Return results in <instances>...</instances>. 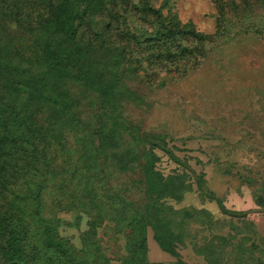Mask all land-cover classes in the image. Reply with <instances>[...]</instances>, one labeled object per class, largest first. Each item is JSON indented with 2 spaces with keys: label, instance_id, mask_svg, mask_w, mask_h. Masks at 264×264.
I'll return each mask as SVG.
<instances>
[{
  "label": "trees",
  "instance_id": "16d2710c",
  "mask_svg": "<svg viewBox=\"0 0 264 264\" xmlns=\"http://www.w3.org/2000/svg\"><path fill=\"white\" fill-rule=\"evenodd\" d=\"M109 3L115 0H0L1 264H42L43 257L53 262L49 254L63 264L85 263L57 234V218L49 211L53 196L56 205L72 199L66 205L76 204L88 213L104 199L114 218L129 229L128 258L121 264H146L148 228L164 253L178 257L180 224L165 200L182 199L189 184L184 175H163L156 168L155 150L180 162L163 134L136 139L138 145L148 146L144 161V155L130 146L113 152L120 146L115 128L129 129L114 116L120 74L111 72L119 68L121 75L141 77L150 87L162 84L161 73L181 79L203 63L219 36L235 29L234 21L242 23L244 32L264 38V0H216L219 26L213 35L196 32L175 17L165 18L160 9L146 3L153 29L127 33L126 44L110 40L103 23L96 30L94 20ZM231 13L239 14V19L233 20ZM82 24L93 40L84 31L81 38ZM132 46L137 47L134 55ZM107 54L114 56L112 66L105 62ZM70 83L98 99L99 109L88 115L93 127L77 117L78 103L66 87ZM133 164L140 168L134 180L140 186L134 190L121 182ZM195 181L204 192L203 175ZM259 191L255 202L262 206L264 183ZM206 196L223 209L212 193ZM182 213L191 223L194 217L189 211Z\"/></svg>",
  "mask_w": 264,
  "mask_h": 264
},
{
  "label": "rangeland",
  "instance_id": "374dc122",
  "mask_svg": "<svg viewBox=\"0 0 264 264\" xmlns=\"http://www.w3.org/2000/svg\"><path fill=\"white\" fill-rule=\"evenodd\" d=\"M215 1L115 0L95 18V27L99 31L103 23V32L112 37L110 40L126 44L127 33L153 29V19L144 10L147 3L160 9L165 18L175 17L196 32L213 35L219 26ZM239 17L231 13L233 20ZM234 22L235 29L219 36L203 63L181 79L171 80L170 75L161 73L162 84L150 87L141 77L128 72L121 75L119 68L111 72L120 74L112 103L114 116L129 129L115 128L120 146L113 152L130 146L136 154L144 155L148 146L138 145L136 139L142 134H163L167 148L180 162L155 150L156 168L163 175H184L190 187L182 199L165 200L176 212L173 220L180 224L178 257L164 253L148 228L146 264H264V204L258 206L255 202L264 183V38L244 32L242 23ZM83 31L87 38L94 39L86 24L80 27L81 38ZM130 51L134 55L137 47L132 46ZM107 56L105 62L112 66L114 56ZM66 87L78 103L77 117L93 127L94 120L88 115L99 109L98 99L71 83ZM142 158L144 161L145 155ZM133 165L121 180L132 190L140 186L134 181L140 168ZM198 174L203 175L204 192L196 184ZM208 192L223 209L206 196ZM55 200L53 196L49 211L57 218V234L76 258L83 259L82 264H121L128 258L125 244L129 229L125 222L114 218L104 199H99L100 209L97 203L98 208L89 213L76 204L66 205L72 199L63 201L62 206ZM183 210L194 217L191 223ZM49 256L54 261L43 257L42 264H63Z\"/></svg>",
  "mask_w": 264,
  "mask_h": 264
},
{
  "label": "water",
  "instance_id": "95a60500",
  "mask_svg": "<svg viewBox=\"0 0 264 264\" xmlns=\"http://www.w3.org/2000/svg\"><path fill=\"white\" fill-rule=\"evenodd\" d=\"M11 264H20V263H11Z\"/></svg>",
  "mask_w": 264,
  "mask_h": 264
}]
</instances>
